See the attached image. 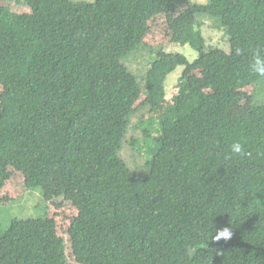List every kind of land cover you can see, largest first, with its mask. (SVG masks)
I'll return each mask as SVG.
<instances>
[{"label": "trees", "instance_id": "1", "mask_svg": "<svg viewBox=\"0 0 264 264\" xmlns=\"http://www.w3.org/2000/svg\"><path fill=\"white\" fill-rule=\"evenodd\" d=\"M9 1L31 12L0 6V192L10 169L42 192L55 172L78 212L68 229L77 264H264V77L250 68L264 56V0ZM160 14L171 43L198 57L160 48L140 81L127 61ZM207 23L228 50L208 44ZM167 61L184 69L164 108ZM234 141L244 155L226 158ZM126 146L146 158L144 174ZM35 210L0 218V262L67 264L55 219ZM225 226L230 240H210Z\"/></svg>", "mask_w": 264, "mask_h": 264}, {"label": "rangeland", "instance_id": "2", "mask_svg": "<svg viewBox=\"0 0 264 264\" xmlns=\"http://www.w3.org/2000/svg\"><path fill=\"white\" fill-rule=\"evenodd\" d=\"M23 2L22 0H19ZM74 2H94V0H72ZM192 2L204 3L206 0H191ZM24 3V2H23ZM17 2H10L9 0H0V6L7 7L13 14H28L31 8L28 5ZM204 35L210 45L219 46L225 50L229 49L226 36L222 31L211 29L210 26L203 27ZM163 49L167 53H179L193 61L198 57V53L189 45L181 46L179 44L171 43V31L169 30L166 15L160 14L150 22V31L144 41L143 47L127 61V66L138 77L140 81L143 80L147 71L151 68L153 62L157 59V50ZM183 67L176 62L167 61L162 67L163 85L165 88V97L163 100V107L171 104L173 96L178 90V84L183 72ZM145 100L144 94H141L135 107H139ZM5 95L0 85V110L4 104ZM250 101H243L231 108L233 116H241L249 109ZM164 110H156L154 113L145 116L141 120L142 127H147L163 115ZM136 120V115L133 116ZM129 146H126L122 156L128 160L133 170L138 174H144L146 168L144 166L146 158L139 154L138 151L130 154ZM12 173V178L6 184L5 188L0 192L1 199H8L9 202L14 200L10 208H4V204H0V218L4 222L5 218L11 216L20 219L35 218L38 215L39 207L45 204L48 208L50 216L55 219L60 236L64 239L66 245L67 264H77L72 251L70 236L68 229L76 218L78 212L73 205L72 198L69 195H61L58 192L62 189V182L57 174L48 171L42 182L43 192L41 190L32 191L28 189L27 173L18 172L14 169L9 170ZM7 202V203H9ZM4 228V224H3ZM0 264H8L7 262H0Z\"/></svg>", "mask_w": 264, "mask_h": 264}, {"label": "clouds", "instance_id": "3", "mask_svg": "<svg viewBox=\"0 0 264 264\" xmlns=\"http://www.w3.org/2000/svg\"><path fill=\"white\" fill-rule=\"evenodd\" d=\"M239 54V50H237ZM251 71L259 77H264V56H261L260 52L257 51L250 65ZM244 155V145L239 141H234L230 145V152L227 154L226 158H231L232 156ZM233 231L231 226H225L223 228L215 229L210 233V240L212 241H228L232 238Z\"/></svg>", "mask_w": 264, "mask_h": 264}]
</instances>
